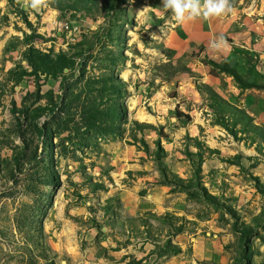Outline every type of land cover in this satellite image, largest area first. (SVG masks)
<instances>
[{
  "label": "rangeland",
  "instance_id": "1",
  "mask_svg": "<svg viewBox=\"0 0 264 264\" xmlns=\"http://www.w3.org/2000/svg\"><path fill=\"white\" fill-rule=\"evenodd\" d=\"M230 3L0 7V264H264V0Z\"/></svg>",
  "mask_w": 264,
  "mask_h": 264
},
{
  "label": "clouds",
  "instance_id": "2",
  "mask_svg": "<svg viewBox=\"0 0 264 264\" xmlns=\"http://www.w3.org/2000/svg\"><path fill=\"white\" fill-rule=\"evenodd\" d=\"M17 2L21 3L24 8L34 10L47 6V0H17ZM6 3L7 0H0V7L5 6ZM161 6L171 11L177 22L200 16L209 18L232 11L230 0H161ZM225 44V38L220 36L212 42L211 47L214 50H220Z\"/></svg>",
  "mask_w": 264,
  "mask_h": 264
},
{
  "label": "trees",
  "instance_id": "3",
  "mask_svg": "<svg viewBox=\"0 0 264 264\" xmlns=\"http://www.w3.org/2000/svg\"><path fill=\"white\" fill-rule=\"evenodd\" d=\"M236 117V116H235ZM240 117V116H239ZM242 118V117H241ZM246 119H248V117L246 116ZM242 122V121H241ZM242 123H244V124H248L249 125V123H248V121L247 120H243V122Z\"/></svg>",
  "mask_w": 264,
  "mask_h": 264
}]
</instances>
